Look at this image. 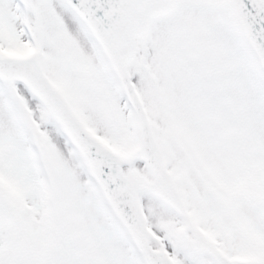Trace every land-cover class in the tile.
<instances>
[{"label":"snow or ice","instance_id":"1","mask_svg":"<svg viewBox=\"0 0 264 264\" xmlns=\"http://www.w3.org/2000/svg\"><path fill=\"white\" fill-rule=\"evenodd\" d=\"M0 264H264V0H0Z\"/></svg>","mask_w":264,"mask_h":264}]
</instances>
